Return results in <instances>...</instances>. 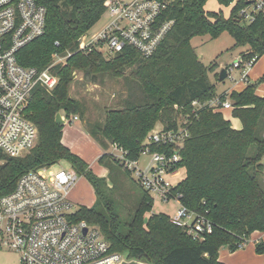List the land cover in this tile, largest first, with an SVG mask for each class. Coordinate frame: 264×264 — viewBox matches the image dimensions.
Masks as SVG:
<instances>
[{"label": "trees", "instance_id": "obj_1", "mask_svg": "<svg viewBox=\"0 0 264 264\" xmlns=\"http://www.w3.org/2000/svg\"><path fill=\"white\" fill-rule=\"evenodd\" d=\"M107 1L37 0L47 8L46 31L21 49L19 63L45 69L53 62L52 54L72 55L65 65L53 69L60 82L52 92L35 90L28 117L38 127L39 140L24 156L4 157L0 196L12 192L26 172L67 160L79 175L86 176L96 194L95 204L81 207L76 219L97 225L114 251L146 264H223L219 260L222 246L235 251L253 232H264V96L256 93L264 74L256 83L248 81L243 91L230 94L233 116L243 124L242 129H235L221 111L193 107L194 100L204 103L218 95L210 69L197 58L190 40L229 32L235 47L248 45V57L256 56L257 61L264 56V16L257 13L253 21H247L241 15L256 0H218L225 6L234 2L228 17L222 9L206 10L209 0H173L158 20H174V25L152 57L144 58L130 46L116 53L114 73L124 76V69L118 68L128 62L138 66L128 77L139 83L142 98L124 108L107 110L103 123L86 128L104 150L99 162L109 174L99 177L64 145L63 125L56 123V115H84L81 103L67 95L71 66L94 67L96 61H104L101 52L78 48L81 37L106 12ZM157 123L166 128L185 125L189 130L180 163L185 175L174 192L181 193V202L190 211L210 220L212 232L203 240L193 239L169 215L151 213L154 199L140 185L129 196L132 207L113 198L121 174L131 175L107 151L117 144L130 158H137ZM256 252L264 254V239L256 243Z\"/></svg>", "mask_w": 264, "mask_h": 264}, {"label": "built area", "instance_id": "obj_2", "mask_svg": "<svg viewBox=\"0 0 264 264\" xmlns=\"http://www.w3.org/2000/svg\"><path fill=\"white\" fill-rule=\"evenodd\" d=\"M172 1L108 0L109 21L99 33L83 35L78 49L88 53L116 54L130 46L144 58L152 57L174 25V20L164 23L158 20ZM257 13L264 16V0H256L251 8L241 11L247 21H253ZM46 26L47 8L37 0H0V166L4 157L24 156L38 143V127L28 117L34 92L37 88L52 92L60 82L53 69L72 55L56 52L55 60L45 69L19 63L18 53L42 36ZM256 58L241 56L228 67V77L230 69L238 68L246 80L248 69L254 66ZM192 105L195 109L210 107L215 111L233 107L232 102L222 96L204 103L194 100ZM78 119V115H71L66 121ZM189 136L185 125L166 128L159 123L147 135L137 158H130L117 144L112 145L110 153L152 197L159 196L166 201L176 199L180 207L171 217L172 222L184 227L193 239L203 240L212 232L210 220L183 205L181 193L174 192L177 184L173 185L167 179L180 168L182 150ZM144 153L151 156V163L146 168L138 163ZM79 176L73 168L55 169L54 165L23 174L12 192L0 196V250L16 252L18 264H126L140 261L114 251L97 225L76 219L79 209L68 195Z\"/></svg>", "mask_w": 264, "mask_h": 264}, {"label": "rangeland", "instance_id": "obj_3", "mask_svg": "<svg viewBox=\"0 0 264 264\" xmlns=\"http://www.w3.org/2000/svg\"><path fill=\"white\" fill-rule=\"evenodd\" d=\"M230 6H226L228 8L225 9L228 13H230ZM218 7V0H209L207 2L209 11H215ZM108 21L109 14L108 12H104L101 19L88 33H99ZM235 43L234 37L229 32H223L217 38L204 35L193 36L190 40V44L195 49L197 58L210 69L208 74L212 83L216 85L217 94L223 93L225 90L233 87L235 85L233 83L234 81H237L236 84L241 81L240 77L242 70L238 68L230 69V76L224 81L219 80L222 68L225 67L228 69V67H232L233 63L238 61L241 56L249 55V51H245L248 49V45L235 47ZM54 54H52L53 61L55 60ZM102 55L104 61H102V63L96 61L94 67H81L80 65L71 66L73 70L67 88V95L69 98L78 100L81 103L82 109L85 110L83 116L82 113H79L80 121L74 123H71L69 120L66 121L67 115L61 112L64 116L63 118H66V122L63 125L64 142L71 147V150L75 154L89 163L92 171L99 177H105L107 175L106 168L99 162V157L104 153V150H102L98 143L90 136L86 128L91 129L95 124L103 123L106 119L107 110L124 108L128 102H135L142 98V89L139 83L128 77L130 76L129 74L138 70V66H133L128 62L118 68H121L120 70L124 69V76L119 73L116 74L112 71L116 64V62L114 63L115 54L103 52ZM67 59L61 65H65L68 62ZM249 74L251 83L258 82L264 74V57H261L258 62L255 63ZM257 90L258 93H264V82L258 84ZM226 94L228 95V92ZM144 96L146 97L145 94ZM222 113L233 127L236 125L239 127L242 126L239 118H235L231 111L227 110ZM156 125H158V123ZM112 150L113 148L111 147L107 152H112ZM113 158H116V156L114 155ZM138 163L140 167L146 168V166L151 163V156L147 153L142 154ZM61 167L65 169L72 168L67 160H61L54 165L55 169ZM184 175L185 169L180 167L175 175H169L167 179L173 185H176L183 179ZM109 184L113 186L110 181ZM136 186H138V184L133 180L132 176L129 178L125 174H121L120 181L113 194L114 200L118 203L121 200H125V207H132V198L129 196H133ZM68 196L74 203L76 209H80L81 207H92L96 201L94 187L86 176L83 175L79 176L78 181L69 191ZM153 199L151 213H164L170 217H174L177 214L180 204L176 199L172 198L166 201L155 195H153ZM263 237L264 232L255 231L251 234L244 248H239L235 251H231L228 247L222 246L219 250V260L223 264H264V254L256 252V243L263 240ZM0 264H18L17 253L11 250H0Z\"/></svg>", "mask_w": 264, "mask_h": 264}, {"label": "crops", "instance_id": "obj_4", "mask_svg": "<svg viewBox=\"0 0 264 264\" xmlns=\"http://www.w3.org/2000/svg\"><path fill=\"white\" fill-rule=\"evenodd\" d=\"M233 5H234V2L231 4V6H230V8H229V11L231 12V8L233 7ZM205 8H206V10H208V8H207V4H206V6H205ZM228 7H226L225 5H222V4H220L219 3V7H218V9L217 10H215V11H219L220 9H222L223 10V12H224V15L226 16V17H228L229 15H230V13H228V12H226L225 11V9H227ZM209 11V10H208ZM249 49H250V47H248V49H246L245 51H249ZM262 57H264V56H262ZM261 58V57H260ZM260 58H258V60L260 59ZM258 60L255 62V63H257L258 62ZM255 65V64H254ZM251 70V69H250ZM250 70L248 71V74H247V79L245 80V79H243L242 78V76L240 77V80L241 81H239L237 84H236V82L234 81L233 83L235 84L233 87H231L230 89H228V90H225L223 93H220V94H217L218 96H222V97H225L226 98V100L227 101H230V102H232V100H230L231 98H230V94L232 93V92H234V91H237V92H241V91H243L246 87H247V84H248V81H250L251 79H250V74H249V72H250ZM239 89V90H238ZM258 90H256V93L259 95V96H264V93L263 94H261V93H258L257 92ZM228 92V95L226 94ZM233 104V103H232ZM233 109H234V107H232V108H222V109H218L217 111H221V112H223V111H231V112H233ZM233 114V113H232ZM235 118H237V117H235ZM79 119H80V117H79ZM75 120V121H73V122H71V123H74V122H79L80 120ZM240 120V119H239ZM241 121V120H240ZM241 124H242V121H241ZM242 127H243V124H242V126L241 127H239L238 125H236V126H234V128L235 129H242ZM88 132V131H87ZM62 142L64 143V145H66L67 147H69L70 149H71V147L69 146V145H67L65 142H64V139L62 138ZM106 168V167H105ZM106 170H107V175L105 176V177H107L108 176V174H109V169L108 168H106ZM181 181V180H180ZM261 239V238H260ZM263 239H264V237H263Z\"/></svg>", "mask_w": 264, "mask_h": 264}, {"label": "water", "instance_id": "obj_5", "mask_svg": "<svg viewBox=\"0 0 264 264\" xmlns=\"http://www.w3.org/2000/svg\"><path fill=\"white\" fill-rule=\"evenodd\" d=\"M227 77H228V70L224 67L220 71L219 80L224 81ZM65 122L66 121L63 118L62 113L61 112L57 113V115H56V123L58 125H64ZM0 156H1V154H0ZM126 264H144V263L143 262H140V261H137V260H133V261L128 262Z\"/></svg>", "mask_w": 264, "mask_h": 264}]
</instances>
